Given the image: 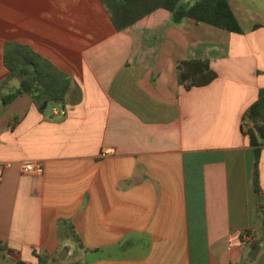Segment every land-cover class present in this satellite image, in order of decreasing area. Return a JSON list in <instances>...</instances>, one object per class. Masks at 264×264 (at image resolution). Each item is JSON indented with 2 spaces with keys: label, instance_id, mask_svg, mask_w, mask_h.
<instances>
[{
  "label": "crops",
  "instance_id": "1",
  "mask_svg": "<svg viewBox=\"0 0 264 264\" xmlns=\"http://www.w3.org/2000/svg\"><path fill=\"white\" fill-rule=\"evenodd\" d=\"M229 2L241 34L164 9L117 32L98 0H0V99L19 85L9 44L70 80L43 111L0 103V264H62L65 247L72 264H264V149L257 192L242 129L264 88V0ZM195 59L217 76L185 90L176 63Z\"/></svg>",
  "mask_w": 264,
  "mask_h": 264
},
{
  "label": "trees",
  "instance_id": "2",
  "mask_svg": "<svg viewBox=\"0 0 264 264\" xmlns=\"http://www.w3.org/2000/svg\"><path fill=\"white\" fill-rule=\"evenodd\" d=\"M104 7L110 21L117 32H121L145 18L158 9L171 14L172 23L180 24L184 19H192L231 33L241 34L242 28L235 16L229 0H98ZM259 25H254L258 28ZM3 64L10 72L9 79L18 80V88L12 89L1 97L0 103L7 105L22 94L31 97L38 110L43 111L50 104L63 102L68 89L69 77L52 69L45 60L30 47L13 43L6 45ZM209 61L181 60L176 63V78L185 90L205 87L216 79ZM247 123L244 135L254 151V186H258V164L264 149V88L258 92L257 100L248 108L243 116ZM261 226L264 227V207L259 208ZM70 234L81 248V240L70 228ZM46 256H39V264H45Z\"/></svg>",
  "mask_w": 264,
  "mask_h": 264
},
{
  "label": "built area",
  "instance_id": "3",
  "mask_svg": "<svg viewBox=\"0 0 264 264\" xmlns=\"http://www.w3.org/2000/svg\"><path fill=\"white\" fill-rule=\"evenodd\" d=\"M53 114L54 115H62V116H64L66 113L62 109L54 108L53 109ZM247 127H248L247 123L245 121H243V123H242L243 131H247ZM113 154H114V149L106 148V149H103L101 151L100 156L104 158V157H107V156H110V155H113ZM9 168H10V164L9 163L0 162V186H1L4 174ZM22 171H23L24 174H41L43 172V167L39 163H25L22 166ZM244 237H245V239H249L250 238V236L247 235V234H245Z\"/></svg>",
  "mask_w": 264,
  "mask_h": 264
},
{
  "label": "rangeland",
  "instance_id": "4",
  "mask_svg": "<svg viewBox=\"0 0 264 264\" xmlns=\"http://www.w3.org/2000/svg\"><path fill=\"white\" fill-rule=\"evenodd\" d=\"M64 249H67V248L65 247ZM64 249L59 253V255L63 254ZM76 254H77V252H75L71 249V252H70L68 258L62 259V264H72V262H74V257ZM59 255H58V258H59Z\"/></svg>",
  "mask_w": 264,
  "mask_h": 264
},
{
  "label": "water",
  "instance_id": "5",
  "mask_svg": "<svg viewBox=\"0 0 264 264\" xmlns=\"http://www.w3.org/2000/svg\"><path fill=\"white\" fill-rule=\"evenodd\" d=\"M67 252H68L67 249H64L63 254L59 255V259H61V260L64 259L65 256L67 255ZM257 252H258V249H256L254 251V254L253 255H250V257L251 258H254Z\"/></svg>",
  "mask_w": 264,
  "mask_h": 264
}]
</instances>
